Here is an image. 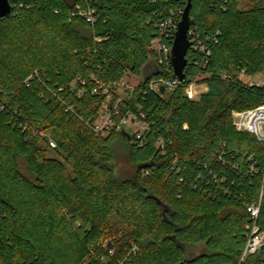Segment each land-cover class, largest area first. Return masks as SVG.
<instances>
[{"label": "trees", "instance_id": "trees-1", "mask_svg": "<svg viewBox=\"0 0 264 264\" xmlns=\"http://www.w3.org/2000/svg\"><path fill=\"white\" fill-rule=\"evenodd\" d=\"M242 1H192L191 26L210 54L190 49L176 90H150L154 72L125 100L124 112L154 122L138 146L125 131L94 133L88 122L105 95L92 89L96 78L111 84L153 67L161 21L173 11L180 20L187 0H11V14L0 18V264H120L133 242L138 250L125 264L240 263L247 204L262 189L264 224V141L233 123L234 111L264 105V0ZM89 9L94 23L81 14ZM193 81L209 84L200 100L185 95ZM123 142L136 170L120 175ZM201 175L236 184L230 194L205 191ZM107 238L116 240L114 255ZM201 244L189 257L187 246Z\"/></svg>", "mask_w": 264, "mask_h": 264}, {"label": "built area", "instance_id": "built-area-1", "mask_svg": "<svg viewBox=\"0 0 264 264\" xmlns=\"http://www.w3.org/2000/svg\"><path fill=\"white\" fill-rule=\"evenodd\" d=\"M81 14L92 23L96 21V16L93 10H84ZM183 14L184 11L182 12V16ZM181 19L179 20L178 18V12L173 11L168 19L161 21L159 25L160 36L154 39L150 45L154 59V70L152 73L155 72V75L148 79L149 89L152 91L161 93V86H164L166 91H174L180 87L185 80H181L175 75L171 60V50ZM165 38L171 39V43L169 44L165 42ZM189 41L190 49L210 54V50L207 49L205 44L202 42L200 34L192 26L189 29ZM243 76L244 74L241 75V78ZM223 77L226 78V75ZM78 80H80L82 84L86 83V80H83L80 77H77V81ZM28 81L29 80H27V83ZM96 81L97 85L92 89V92L98 93L99 91H102L105 95V100L97 118L91 119L90 122H88L94 133L96 135L107 136L113 132L127 131L131 136L133 144L138 146L144 145L147 141L148 133L153 129L154 122H150L146 114L142 111L130 109L127 112H124L123 110L126 108L125 100L129 98V96L127 98L119 96V93L122 90L126 89L128 91L129 89H132V86L128 85L125 78L119 82L111 84H106L97 78ZM75 84L76 81L73 82V86H75ZM254 84L260 85L261 83H250V85ZM135 89L136 88L132 89V93ZM208 90L209 86H205L204 82L200 83L198 81H193L185 88V95L192 100H198L199 96H202V94ZM84 92V89L81 88L78 93L82 96ZM129 123H133L137 127L136 129L134 128V131L132 132H130L127 128ZM233 123L238 130L250 132L254 134L258 140L264 141V105L242 111H234ZM42 134L44 136H49L45 133ZM49 145L51 148H55L57 143L53 138L49 137ZM167 145L168 142L163 137H161L157 142V146L162 150V153L167 151ZM252 159L253 156L251 157V160ZM222 161L223 164L227 163L224 159ZM230 168L235 172L240 170L239 164L236 162H234ZM148 173L149 172L146 171V174ZM248 173L252 176L260 173V169L255 162H252L249 165ZM201 178L203 183H205V176L201 175ZM206 183L208 186L205 191H208L209 185H216L217 187H224L222 191L224 194H230L231 186L236 184L234 179L230 182L225 175L222 177L215 175L212 179L206 181ZM262 197L263 189L261 190L259 200L248 202L247 204L250 222L246 226V244L239 264H243L249 259H264V250L262 249V246L264 245V224L260 220ZM137 250L138 246L133 244L131 251L124 260L120 261V264H125V261L132 254H135ZM110 255H114V249L110 250Z\"/></svg>", "mask_w": 264, "mask_h": 264}, {"label": "rangeland", "instance_id": "rangeland-1", "mask_svg": "<svg viewBox=\"0 0 264 264\" xmlns=\"http://www.w3.org/2000/svg\"><path fill=\"white\" fill-rule=\"evenodd\" d=\"M258 1L259 0H243L240 7L244 8V7H247L248 5L256 4V2H258ZM151 63L153 65V67L152 66H150V67L146 66L145 68H143V71H142L141 75H136L134 73L127 74V76L125 77V80L128 82V85L132 86V89L133 88H137L138 84L146 76H148L150 73H152V71L154 70V59H153V57L151 59ZM242 78H243V80L245 82H247L249 84L251 82L261 83V84L263 83V77H259V76L257 78H248V77L243 76ZM204 85L205 86H207V85L209 86L208 83H204ZM132 89H129L128 91L126 89L122 90L119 93V96H121L123 98H125V97L127 98L128 96H130L132 94ZM203 94H202V96H203ZM202 96L200 95L198 100H200L202 98ZM127 128H128V130L130 132H132V131H134V128L136 129L137 127L133 123H129ZM119 144L120 145H118V147H117V160H116L117 172L120 175H123L124 173H130V172L133 173V172H135L136 167L131 163V161L129 159L127 147L125 146L124 142H123V144H121V143H119ZM52 154H54V153H52ZM134 243L135 242H133V244ZM116 244L117 243H116L115 239L107 238L105 240V248H107L108 254H110V250H112V249H114V253H115V251L117 249ZM133 244H132V247H133ZM203 248H204V244L197 245V246L188 245L187 246L188 256L190 257V256L197 255L198 253H200L202 251Z\"/></svg>", "mask_w": 264, "mask_h": 264}, {"label": "water", "instance_id": "water-1", "mask_svg": "<svg viewBox=\"0 0 264 264\" xmlns=\"http://www.w3.org/2000/svg\"><path fill=\"white\" fill-rule=\"evenodd\" d=\"M192 1L193 0H187V5L185 7L182 19L179 22V28L171 50V60L174 67V73L181 80L186 78L185 70L189 63L187 55L190 49L189 29L191 27ZM12 10L13 5L11 0H0V18L10 15ZM160 90L161 93H164L166 88L161 86ZM125 134L130 139V135L127 131H125ZM158 201L163 208V213L166 214L170 210V207L161 199H158ZM262 249L264 250V245L262 246Z\"/></svg>", "mask_w": 264, "mask_h": 264}, {"label": "crops", "instance_id": "crops-1", "mask_svg": "<svg viewBox=\"0 0 264 264\" xmlns=\"http://www.w3.org/2000/svg\"><path fill=\"white\" fill-rule=\"evenodd\" d=\"M245 76V75H244Z\"/></svg>", "mask_w": 264, "mask_h": 264}]
</instances>
